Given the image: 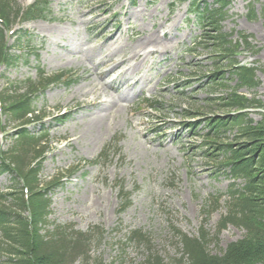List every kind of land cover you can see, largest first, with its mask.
I'll use <instances>...</instances> for the list:
<instances>
[{
  "label": "rangeland",
  "instance_id": "1",
  "mask_svg": "<svg viewBox=\"0 0 264 264\" xmlns=\"http://www.w3.org/2000/svg\"><path fill=\"white\" fill-rule=\"evenodd\" d=\"M193 1L51 0L46 19L14 24L17 30L28 29L31 39V46L24 44L17 52L34 48L39 56L27 53V62L21 57L5 77L14 83L35 78L37 65L47 74L69 71L73 76L67 86L51 85L34 101L35 109L45 113L41 127L48 134L38 176L42 184L60 179L50 194L48 219L87 234L88 264L95 259L103 264H185L178 233L196 236L202 228L209 233L212 252L244 234L231 224L218 232L232 178L202 156L198 146L205 130L191 135L182 125L227 111L208 98L224 96L236 84L235 79L224 87L207 83L218 57L205 47L210 43H197L209 27L204 31L197 20L202 2ZM15 2L24 7L32 0ZM206 4L217 7L213 0ZM263 10L264 0H232L221 22L222 31L234 32L233 40L238 33L248 35L249 44L239 40L235 59L257 68L259 84L237 92L261 102ZM109 42L113 59L102 62ZM120 57L129 60L107 72ZM150 100L160 101L161 107L152 108ZM186 110L197 114L184 118ZM62 113L65 120L53 118ZM262 114L254 109L249 117L258 121ZM39 128V123L28 126L31 133ZM15 130L9 123L0 134L3 150L11 146ZM113 139H118L115 145ZM12 184L9 174H0V193ZM120 185L130 192L123 211Z\"/></svg>",
  "mask_w": 264,
  "mask_h": 264
},
{
  "label": "trees",
  "instance_id": "2",
  "mask_svg": "<svg viewBox=\"0 0 264 264\" xmlns=\"http://www.w3.org/2000/svg\"><path fill=\"white\" fill-rule=\"evenodd\" d=\"M195 1L203 4V10L196 11L198 22L204 31L205 26L209 27L204 41L197 43H210V47H205L218 57L214 69L208 73L207 83L224 87L228 79H235L236 84L224 96L208 98L218 100L221 110L227 111L187 121L185 125L191 134H197L198 126L202 124L200 129L206 131L199 146L202 156L217 171L226 170L232 178L226 212L218 232L231 224L243 229L244 234L220 252H212L208 248L209 233L202 228L196 236L178 233L181 256L186 258L185 264H264V114L254 121L248 112H237L248 108L264 110V102L237 92L239 87L255 88L259 84L257 68L237 65L234 56L238 42L222 31L221 22L232 0H213L215 8H209L206 0H194L193 3ZM47 3L48 0H35L21 9L15 0H0V20L6 25L20 16L25 20L45 17ZM262 16L264 18V10ZM21 34L16 39L20 43L26 33ZM240 37L246 44L247 36L240 34ZM12 47L20 46H4L3 28L0 27V63L5 69L13 67L21 56ZM260 70L264 72V67ZM226 73L230 78H226ZM4 79L0 100L6 122L0 123V130H5L9 123H13L16 130L11 146L0 152V174L8 173L13 182L8 191L0 193V264H88L87 234L71 225L51 224L48 219L50 194L61 182L59 178L44 184L40 182L38 175L48 149V134L43 127L36 133H31L27 127L41 122L45 116L44 112L35 109V99L49 85L67 84L70 78L62 72L46 76L39 70L35 80L27 78L12 84ZM196 114L186 110L183 116ZM54 119L62 121L66 115H56ZM230 132L234 133L232 139L228 138ZM75 169L70 171L71 174ZM239 179L241 185L236 183ZM123 189L120 185V211L130 202L129 192ZM158 263L156 260L152 264ZM93 264L103 262L95 259Z\"/></svg>",
  "mask_w": 264,
  "mask_h": 264
},
{
  "label": "bare ground",
  "instance_id": "3",
  "mask_svg": "<svg viewBox=\"0 0 264 264\" xmlns=\"http://www.w3.org/2000/svg\"><path fill=\"white\" fill-rule=\"evenodd\" d=\"M114 45L112 44V42H109V53L107 54V55H105V56H103L102 57V59H103V61L102 62H105V61H107V60H109V59H113L112 58V52L110 51V48L111 47H113ZM118 46H115L114 48L116 49ZM129 59H126V60H124V61H122V58L120 57V58H118V59H116V63H115V66H112V68L111 69H109L107 72H110V71H112L113 69H115L116 67H119V64L120 63H122V62H127ZM101 85H103L102 83H100ZM105 85H107V84H105Z\"/></svg>",
  "mask_w": 264,
  "mask_h": 264
}]
</instances>
